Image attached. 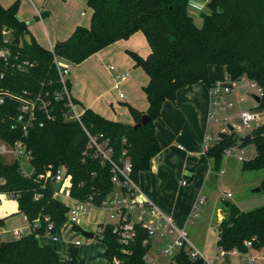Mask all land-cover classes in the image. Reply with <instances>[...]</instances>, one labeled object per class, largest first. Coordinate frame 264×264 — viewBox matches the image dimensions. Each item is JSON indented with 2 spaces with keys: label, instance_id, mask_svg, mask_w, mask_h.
<instances>
[{
  "label": "trees",
  "instance_id": "16d2710c",
  "mask_svg": "<svg viewBox=\"0 0 264 264\" xmlns=\"http://www.w3.org/2000/svg\"><path fill=\"white\" fill-rule=\"evenodd\" d=\"M86 1L93 10L90 26H78L67 40L55 44L54 52L34 39H25L29 30L28 24L17 16L19 1L9 8L0 3V50L7 47L11 52L6 61L0 57V88L14 94L26 90L34 95L49 94L54 114V120H48L40 113L39 122L43 121L44 126L36 123L24 135L21 128H12L19 104L6 99L0 111V140L10 144L22 141L32 153L36 174L25 178L17 162L6 163L0 156V179L5 181L0 185V193L15 196L19 212L30 221L49 216L55 230L65 224L69 207L54 196V183L38 180L40 174L46 170L54 173L65 166L67 174L72 175L71 196L79 200L92 194L103 199L114 188L111 166L92 156L85 129L91 135L102 134V142L109 139L116 160L126 149L133 165V178L138 181L140 174L149 171L152 160L162 152L155 122L161 116L165 102L175 101L179 90L200 82L211 87L209 66H226L232 79L246 76L256 82L263 89L259 107L264 109V0H211L208 11L202 13L200 27L189 14L190 0ZM4 29L11 30L9 43H5ZM136 32L145 35L151 48L145 58L135 52L129 53L136 66L149 77L144 87L149 109L144 113L129 106V111L136 124L143 115H149V124L135 129L136 124L109 120L90 108L84 110L82 125L76 120H67V101L54 99L56 93L63 92L54 56L78 65ZM23 60L33 62L34 66L22 73L14 64ZM67 88L70 92L69 79ZM72 100L78 104L73 97ZM124 138L126 143H123ZM237 141L238 135L234 132L222 135L221 141L202 155L200 161L212 160L219 168L224 152ZM252 142L256 153L254 158L245 161L244 168L264 169V125L253 131ZM261 189H264V180ZM36 195L40 198L36 199ZM4 223L5 220L0 218V227ZM44 230L42 223L38 233L0 240V264H84L75 248L71 249L70 258L63 260L55 250L42 246L37 234ZM218 231V246L223 252L260 250L264 246V206L241 211L231 222L225 218ZM144 238L139 229L130 255L121 253V246L109 229L103 243L110 259L119 257L124 264H148L144 260L147 250L143 246ZM174 261L176 264H205L202 258H190L184 249L178 251Z\"/></svg>",
  "mask_w": 264,
  "mask_h": 264
},
{
  "label": "crops",
  "instance_id": "0c3cea01",
  "mask_svg": "<svg viewBox=\"0 0 264 264\" xmlns=\"http://www.w3.org/2000/svg\"><path fill=\"white\" fill-rule=\"evenodd\" d=\"M16 1L18 0H0V3L3 7L9 8ZM19 1L21 2L17 14L19 20L26 22L32 32L41 26L46 34V39L42 41L34 32L33 35L36 39H32L48 49L54 47L58 42L67 40L78 26L89 27L91 24L93 10L86 0ZM201 8L208 11L203 0H190L188 11L194 21L201 17L199 14ZM34 18H36V22ZM130 52H135L144 58L150 54L151 48L142 32H136L129 39L119 40L107 46L72 68L70 94L77 100V105L82 111L90 108L109 120L129 125L136 124L130 111L129 114L124 115L123 120H120L112 114L111 108L108 109L109 103L104 102L108 93L106 87L111 86L114 82L115 72L109 69L111 65L115 66L117 72L129 75V78L122 84L126 96V100L123 101H128L129 106L139 112L146 113L148 111L149 103L144 87L148 84L149 77L141 67L136 66ZM208 72L209 81L214 83L226 78L227 67L211 65ZM111 87L113 88V85ZM209 111L210 87L204 82L179 90L175 101L165 102L162 114L155 122L156 134L163 154L161 158L156 156L152 160L149 171L141 173L138 180L139 185L142 192L159 209L170 216L178 226L185 231L190 223H193L191 226L197 227V233L193 234L192 238L188 234L189 239L211 264H248L249 257L256 258L255 264H264V246L260 250L251 248L247 253L221 251L218 246V226L226 218L225 211L218 212L216 229L211 224L212 216L209 217L208 222L206 215L203 216L204 211L198 215L200 216L198 222L193 220L194 208L200 197H203L202 191L207 180L212 176V168H214L212 160L200 161L205 149V137L212 123L220 124L219 122H221L219 119L210 121ZM177 125L185 130V136H182L181 133L179 136L192 149L191 157L182 159V164H176L172 156L175 147L172 142L181 139L178 134L176 135ZM178 147L180 150L185 149L181 144ZM180 172L196 179V185L184 191L183 197L179 195L174 184V180L180 175ZM4 182L3 179H0V185ZM56 198L68 207L75 205L67 193L58 194ZM0 218L5 220L4 225L0 227V232H6V235L12 237L7 238L8 240L14 239L12 236L14 229L23 228L28 232L23 214L19 212L18 201L10 194L0 193ZM105 220V214L95 208L81 218L78 229L68 223L63 224L56 233L58 240L54 241L52 238L38 234L37 239L42 246L55 250L63 260H68L71 256V249L75 248L84 264H110L111 259L106 254V245L104 243L102 246L95 244L93 239H86L80 232V229L90 231L86 226H91V230H93L98 223ZM213 229L217 232H214ZM78 241H80V245H76Z\"/></svg>",
  "mask_w": 264,
  "mask_h": 264
},
{
  "label": "built area",
  "instance_id": "2783aa9c",
  "mask_svg": "<svg viewBox=\"0 0 264 264\" xmlns=\"http://www.w3.org/2000/svg\"><path fill=\"white\" fill-rule=\"evenodd\" d=\"M211 0H203L204 4L208 5ZM5 37V43H9L7 36L11 34V30L4 29L2 32ZM53 51V47L51 48ZM11 55L10 50L7 47H3L0 50V57L5 61ZM54 63L56 64L60 80L63 84V92L56 93L54 99L66 100V107L68 111L65 114L67 120H76L82 125V115L84 111H79L76 103L73 102L72 96L67 88L68 76L71 74L73 64L68 60L61 59L54 56ZM19 72H26L29 67H33L34 63L29 60L18 61L14 64ZM109 69L115 72L113 76V89L118 93L119 98L125 99V93L122 89V84L129 78L127 73H120L116 71L115 66H109ZM3 77V75H2ZM245 82V87L251 88L255 91L254 95L259 96L262 99L263 89L254 81L244 76L240 79L234 80L227 73L224 80L215 81L210 87V111L209 120L217 121L219 115L224 113L233 103H229L225 98L227 95L234 94L237 97V101L242 103L243 97L239 92V83ZM252 95V96H254ZM13 99L19 104L18 116L14 119V125L12 128H21L26 135L36 123H39L40 127L44 126V122H39L40 113L48 120H54L52 100L49 94L34 95L32 92L24 91L21 94H14L9 91H5L0 88V111L5 104L6 99ZM254 99V97H253ZM255 100V99H254ZM256 102V101H255ZM260 103L256 102L254 110H243L240 114L241 123L233 125V131L227 126L221 128L220 133L207 134L205 137V149L203 155L206 154L211 148L217 145L222 135L230 134L234 132L236 135L247 130L253 135V131L257 128L252 127L253 122L261 121L264 125V117H261V113L258 111ZM262 109V108H261ZM264 110V109H263ZM264 114V113H263ZM85 129V128H84ZM89 144L88 147L92 150V156L95 159H99L102 164H109L111 166V182L114 186L113 190L103 199H98L95 194L89 195L84 200H79L71 196L72 187V175L67 174L65 166H61L52 172L46 170L38 176V180H44V182H52L56 186L54 196L58 194L67 193L75 205L69 207V211L66 214V222L73 228L78 227L80 220L83 216L87 215L92 209L101 210L106 220L98 223L93 230H90L95 237L102 236L103 239L108 231L116 237L118 244L121 246V253L130 255L132 253L131 246L138 238L139 229H141L145 235L143 246L147 249L144 255V260L148 264H176L174 257L178 251L184 249L190 255L192 259L202 258L205 264H211L207 261L204 255L192 244L189 239L188 233L178 228V225L174 220L160 210L141 190L139 182L133 178V165L128 151L125 149L122 156L116 160L114 157L113 148L109 145V139L102 142L103 135H91L85 129ZM246 136V135H245ZM241 137L238 135V141L235 145L229 147L224 152L225 154H233L238 152L235 146L239 143L242 144ZM126 139H123V143H126ZM238 159L241 161H248L243 154L244 151H240ZM0 156H10L12 163L17 162L19 164V170L25 178H32L36 174V169L32 165V153L26 147L22 141H16L13 144L0 141ZM26 165H29L27 167ZM231 196V194H228ZM15 199V196H12ZM40 195H36V199H39ZM206 197H200L197 202L194 211L192 213L193 218L198 217V213L201 206L205 203ZM23 220L27 224L28 232L25 229H14L12 236L14 239H20L32 233H38L42 227V223L45 225V230L42 234L54 241L58 240L57 231L55 225L49 216L39 217L34 221H30L26 215H23ZM6 232H0V240L4 241L3 236ZM80 245V241L76 243ZM250 246L251 243L247 242ZM157 248L158 255L151 254V250ZM161 257L167 258V261L161 259ZM256 258L249 257L248 264H255ZM110 264H124L123 260L119 257H113Z\"/></svg>",
  "mask_w": 264,
  "mask_h": 264
},
{
  "label": "rangeland",
  "instance_id": "374dc122",
  "mask_svg": "<svg viewBox=\"0 0 264 264\" xmlns=\"http://www.w3.org/2000/svg\"><path fill=\"white\" fill-rule=\"evenodd\" d=\"M19 5H21L20 1H19ZM199 10H200L199 14L201 17L196 18L195 22L197 26L200 27L202 25L201 12L204 13L207 10L203 8ZM34 21L35 22L37 21L36 18H34ZM28 30H29L28 33H26L25 35V39L27 41H31L32 38H35L33 32L36 34V36H39L42 41L46 39L45 38L46 34L41 28V26L39 27V29H36L33 32L31 31V29H29V27ZM11 38H12V34L7 36V39L9 41H11ZM68 79L71 80V74L68 76ZM112 85H114V82ZM245 85L246 83L243 81L239 83V92L241 96L244 98L242 103H239L236 100L234 94L226 96L225 99L229 103L232 102L233 105L229 107L224 113H221L219 115V120L221 121L219 122L220 124L212 123L210 125V127L208 128V134L214 135L220 133L222 126L224 125L227 126V124H231L232 126L234 124L236 125L240 124L241 120L239 116L241 114V111L254 110L253 108H255L256 102L253 99L252 95L255 94V91L250 87L249 88L245 87ZM111 86L106 87L108 93L104 99L105 100L104 102L109 103L107 105L108 109L111 108L112 114L114 116H117L120 120H123L124 115L129 114V103L128 101L126 102L123 101L126 99L119 98L118 93ZM78 109L79 111H82V109H80L79 106ZM258 111L261 113V117L263 118L264 110L258 108ZM262 123L263 122L261 121L253 122L252 127L253 128L259 127L262 125ZM202 132L204 135V129L202 130ZM179 133H181L182 136L183 135L185 136L186 134L185 130H183V128L180 125H177L176 135L178 134V137L180 138L181 136H179ZM249 133H250L249 131L245 130L242 133H239L238 135L239 137H244ZM172 144L173 147L175 146L174 150L171 151L173 152L172 156L174 157L176 164L177 163L182 164V159H186V157H191L190 152H192V149L188 146L187 142L183 141L182 137L179 141L177 139L173 141ZM179 144L183 145L185 149L180 150L178 147ZM235 149H237L238 152H234L233 154L230 155L224 153L219 168H216L215 165L213 164L214 168H212V176L209 178V180H207L204 189L202 191V196L206 197V201L201 206V209L198 214L201 215L202 212L204 211L203 216L206 215L208 222L210 220L209 217L212 216L213 220L211 224L214 229H216L215 227L216 224L218 223V219H217L218 212L225 211L227 213L226 219H228L230 206L232 205H237L242 211H246V212L264 206V189L257 191V189L262 186L264 180V169L247 170L244 168L245 161H241L238 159V155L239 153H241L240 152L241 150L244 151L243 155L246 158L248 159L254 158L256 153L255 144L252 141L246 142L244 144L238 143L235 146ZM161 153L163 154V151ZM2 159L6 163L12 162V158L10 156H2ZM26 166L29 167V165ZM174 184L176 189L178 190L179 195L183 197L184 191L196 185V179L194 178L192 179L188 174L180 172V175L174 180ZM228 194H231V196H228ZM199 218L200 216H198L197 218H193V220L195 222H198ZM191 225H193V223H190L188 225L186 231L188 232V234H190L192 238L193 234L195 235L197 233L196 230L197 227H193ZM86 228L90 230L92 229L91 226H86ZM178 228H182V227L178 226ZM214 232H217V230H214ZM7 238H12V237H10V235L3 236L4 240H8ZM92 241L95 244H99L100 246L104 245L102 241H99L97 239H93ZM151 251H152L151 254L158 255L157 248ZM161 259H163L164 261L168 260L167 258L164 257H161Z\"/></svg>",
  "mask_w": 264,
  "mask_h": 264
},
{
  "label": "water",
  "instance_id": "95a60500",
  "mask_svg": "<svg viewBox=\"0 0 264 264\" xmlns=\"http://www.w3.org/2000/svg\"><path fill=\"white\" fill-rule=\"evenodd\" d=\"M253 97H254V99H255V101L257 103L261 102V98L259 96L254 95ZM150 121H151V117L149 115L145 114V115L142 116L141 121L134 126V128L137 129V128H140L142 126H146V125L149 124ZM228 127H229V129L231 131H233V126L231 124H228ZM252 139H253L252 133H249L246 136L240 138L242 143H246V142L252 141ZM159 157L160 158L162 157V153L159 154ZM260 190H261V187L257 189V191H260ZM240 213H241L240 208L237 205H232L231 208H230V211H229L228 220L230 222L233 221L234 219H236L240 215ZM80 232L82 233V235L85 238L97 239L99 241H103V237L102 236L95 237L94 234L92 232H90V231H86V230L80 229Z\"/></svg>",
  "mask_w": 264,
  "mask_h": 264
}]
</instances>
